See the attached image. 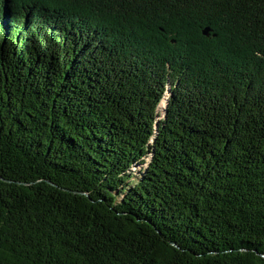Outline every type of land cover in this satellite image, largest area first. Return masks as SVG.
<instances>
[{
	"label": "trees",
	"instance_id": "trees-1",
	"mask_svg": "<svg viewBox=\"0 0 264 264\" xmlns=\"http://www.w3.org/2000/svg\"><path fill=\"white\" fill-rule=\"evenodd\" d=\"M0 264H264V0H0Z\"/></svg>",
	"mask_w": 264,
	"mask_h": 264
},
{
	"label": "rangeland",
	"instance_id": "rangeland-1",
	"mask_svg": "<svg viewBox=\"0 0 264 264\" xmlns=\"http://www.w3.org/2000/svg\"><path fill=\"white\" fill-rule=\"evenodd\" d=\"M165 105H166L165 104V99H163L162 102L159 104V107L157 109L159 118L163 117V108L165 107ZM134 170H137V169H134Z\"/></svg>",
	"mask_w": 264,
	"mask_h": 264
},
{
	"label": "water",
	"instance_id": "water-1",
	"mask_svg": "<svg viewBox=\"0 0 264 264\" xmlns=\"http://www.w3.org/2000/svg\"><path fill=\"white\" fill-rule=\"evenodd\" d=\"M202 34H203L205 37H209V35H210V30L207 29V28H206V29L204 28V29L202 30Z\"/></svg>",
	"mask_w": 264,
	"mask_h": 264
}]
</instances>
